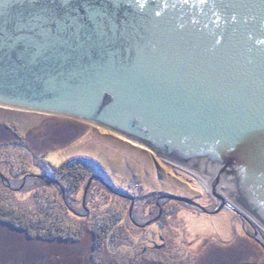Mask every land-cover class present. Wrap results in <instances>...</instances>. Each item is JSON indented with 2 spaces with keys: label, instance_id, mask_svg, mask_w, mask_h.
I'll return each instance as SVG.
<instances>
[{
  "label": "water",
  "instance_id": "1",
  "mask_svg": "<svg viewBox=\"0 0 264 264\" xmlns=\"http://www.w3.org/2000/svg\"><path fill=\"white\" fill-rule=\"evenodd\" d=\"M0 106L88 122L203 176L210 204H156L231 211L264 250V0H0ZM94 179L112 189L90 175L85 210Z\"/></svg>",
  "mask_w": 264,
  "mask_h": 264
},
{
  "label": "rangeland",
  "instance_id": "2",
  "mask_svg": "<svg viewBox=\"0 0 264 264\" xmlns=\"http://www.w3.org/2000/svg\"><path fill=\"white\" fill-rule=\"evenodd\" d=\"M73 156L96 160L107 174L108 179L103 180L115 190L92 180L84 196L86 210L81 203L84 181L75 192L67 176L58 173L63 165L68 171L65 162ZM199 177L203 178L88 122L0 106V204L33 218L62 213L64 219H55L63 225L57 226L61 234L74 233V239L54 234L30 238L24 231L0 222V264H187L179 259L156 260L157 234L164 235L166 230L152 219L157 212L154 203L161 195L175 194L204 206L210 204L214 199ZM62 188L67 205L60 194ZM161 203L166 223L185 248L198 250L200 244H206L197 264L248 260L264 264L260 261L264 250L251 238L254 232L245 219L228 210L198 213L172 199L159 200L158 205ZM116 211L122 214L121 233L110 242L109 235L103 243L94 242L97 226ZM252 225L264 237L262 228ZM150 234L154 237L147 238ZM142 237L143 244L139 245ZM205 237L212 238L211 243L201 241Z\"/></svg>",
  "mask_w": 264,
  "mask_h": 264
},
{
  "label": "trees",
  "instance_id": "3",
  "mask_svg": "<svg viewBox=\"0 0 264 264\" xmlns=\"http://www.w3.org/2000/svg\"><path fill=\"white\" fill-rule=\"evenodd\" d=\"M65 165L69 166L68 171L65 172L66 168L64 167V165L60 166V169L58 171L59 176L66 175L67 181L71 184V188L75 187V192H77V189L81 184H83V181L85 182L86 179L92 174H99L101 176L103 175L106 179H108V177L106 176L107 174L102 166L91 157L73 156L65 162ZM50 176L53 177V175ZM62 187L64 188V186ZM61 207H63L62 204ZM62 210H65L67 214L69 212L67 208H63ZM55 215L58 218L50 217L49 215L33 218L24 215L21 210H16L15 208L6 206L3 203L0 204V222L24 231L25 234L30 238H49L54 235H59L61 238L74 239V233H67L63 236L61 234V228H63V225L60 223V221L57 222L55 220L56 218L57 220L64 219L65 215L62 213H55ZM73 215L71 214V217L76 218V216L74 217ZM121 219L122 214L120 212H113L112 215H110V217L107 219V221H104L97 226V231L93 233V241L103 243L102 241L105 240L108 235L110 236L108 242L113 240V237L116 235V233H121L120 228L122 226V223H119L122 222ZM58 225L61 228L57 227ZM57 228L60 229L59 232L56 230Z\"/></svg>",
  "mask_w": 264,
  "mask_h": 264
},
{
  "label": "flooded vegetation",
  "instance_id": "4",
  "mask_svg": "<svg viewBox=\"0 0 264 264\" xmlns=\"http://www.w3.org/2000/svg\"><path fill=\"white\" fill-rule=\"evenodd\" d=\"M102 178H104V180H106V178L103 175H102ZM93 181H98V180H93ZM93 181L90 182L89 188H90L91 184L93 183ZM163 203H161V205H159L158 208L156 206L157 204L154 203L155 204L154 208H155V210H157V212L154 211L153 218H152V219H155L154 222L158 223V227H160L161 230H163V231L166 230L164 235L157 234V235H159L158 237L160 238V241L155 243L156 249H154V255H156V260L157 261H163L164 259H169L170 261L174 260L172 262H176V259H179V260H181V263L185 262L187 264H197L199 259L204 256V255L202 256V253H200V252L203 251V247L206 244L205 245L200 244L201 249H198V250H195V249L190 250V249L185 248L184 245H182V241L179 238V236L177 237V233H175L173 231V229H171L170 225H168L166 223V219L164 218L166 211H165L164 207H162ZM144 237H146V234H144ZM150 237H154V235L153 234L147 235V238H150ZM211 239L212 238H206L205 237V239H201V241L207 240L206 243L209 244V243H211L210 242ZM221 243H224V242H220L219 244H221ZM138 244L139 245L143 244V237L140 239ZM200 245H198V246H200ZM180 246H182V247H180ZM261 257L263 259H260V261L264 260V257L263 256H261ZM217 260H216V262H217ZM241 263L258 264L256 261H252V260H248L247 262H241ZM235 264H240V263H235Z\"/></svg>",
  "mask_w": 264,
  "mask_h": 264
},
{
  "label": "bare ground",
  "instance_id": "5",
  "mask_svg": "<svg viewBox=\"0 0 264 264\" xmlns=\"http://www.w3.org/2000/svg\"><path fill=\"white\" fill-rule=\"evenodd\" d=\"M196 174V173H195ZM197 175H199V174H197ZM199 176H201V175H199ZM201 177H203V176H201ZM200 178V177H199ZM32 180V179H31ZM23 181V180H22ZM21 181V182H22ZM200 181L204 184V186L209 190V182H208V180L205 178L204 179V177L203 178H200ZM63 189V188H62ZM63 191H64V189H63ZM159 200H163V199H159ZM159 200H158V202H159ZM159 206V205H158ZM256 224V223H255ZM254 228L256 229V226H254ZM255 233H257V235H258V238L261 240V242L264 244V238L262 237V235H260V233H259V231L256 229V231H255Z\"/></svg>",
  "mask_w": 264,
  "mask_h": 264
}]
</instances>
